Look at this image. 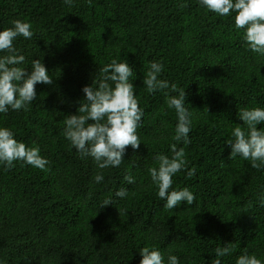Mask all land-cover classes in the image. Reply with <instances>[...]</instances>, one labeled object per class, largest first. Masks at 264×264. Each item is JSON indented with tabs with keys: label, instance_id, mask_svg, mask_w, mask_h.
<instances>
[{
	"label": "trees",
	"instance_id": "16d2710c",
	"mask_svg": "<svg viewBox=\"0 0 264 264\" xmlns=\"http://www.w3.org/2000/svg\"><path fill=\"white\" fill-rule=\"evenodd\" d=\"M235 15L219 16L198 0H74L71 8L62 0H0V30L15 20L32 26L31 39L14 41L25 56L20 66L30 71L41 59L53 79L35 86L26 108L0 114V126L49 162L43 170L0 164V264H140L143 247L159 249L165 261L171 253L181 264H212L228 243L235 250L221 264H235L245 250L264 260V166L230 159L227 144L235 127H246L240 110L264 107V56L248 49ZM113 59L135 73L141 145L127 146L118 168L99 169L65 138L64 121L81 115L82 88ZM152 61L164 65L158 78L176 92L147 91ZM181 90L192 113L187 145L173 139L177 115L166 97ZM172 144L187 160L172 187H188L196 199L167 210L148 169L158 167L156 154L171 156ZM120 188L125 198L115 196Z\"/></svg>",
	"mask_w": 264,
	"mask_h": 264
},
{
	"label": "clouds",
	"instance_id": "9594fccd",
	"mask_svg": "<svg viewBox=\"0 0 264 264\" xmlns=\"http://www.w3.org/2000/svg\"><path fill=\"white\" fill-rule=\"evenodd\" d=\"M62 2L69 8L74 5V0ZM198 3L222 17L235 12V26L244 30L242 39L248 49L264 56V0H198ZM31 28L30 23L15 20L12 27L0 30V53H5L0 55V114L26 108L36 99L37 84L53 83L41 59L31 61L30 71L20 66L25 62V56L14 46V41L18 36L31 39ZM163 71L164 65L161 62H150L143 79V85L149 93L169 87L173 92L177 91L175 84L170 85L167 80L158 78ZM101 73L99 80H93L91 85L82 88L86 103H80L77 109L81 115L66 116L64 136L82 156H90L99 169L118 168L123 162L127 146L135 150L141 145L137 128L144 117V111L139 107L132 83L135 73L127 60L117 62L113 59L101 69ZM93 84L96 86L93 87ZM166 97L168 108L174 109L177 115L173 139L184 145L190 144L192 113L186 107L185 91H179L176 96L166 93ZM239 119L246 127L237 126L232 130L233 140L227 142L231 148L230 159L240 157L250 161L253 168H260L264 166V127L258 126L264 125V107L241 109ZM170 150L171 156L156 154L154 160L158 167H151L148 172L152 184L157 188V196L164 201L163 207L174 210L182 203L191 206L196 197L188 187L173 189V177L187 168V160L183 147L177 148L176 144H172ZM14 161H23L41 170L49 163L40 155L39 148L26 147L14 138L9 128L0 126V164L11 167ZM187 174L194 175L195 169L188 170ZM103 179L102 174L94 177L96 183ZM124 180L129 185L135 183L131 175H126ZM127 194L126 188H120L115 196L125 198ZM111 203V200H106L100 205ZM234 250L232 243L218 246L212 264H221V258L230 256ZM139 254L142 257L140 264H181L180 258L171 253L165 261L164 254L155 247H143ZM235 264H264V260L245 250L236 258Z\"/></svg>",
	"mask_w": 264,
	"mask_h": 264
}]
</instances>
